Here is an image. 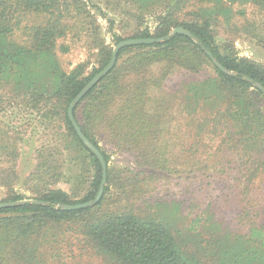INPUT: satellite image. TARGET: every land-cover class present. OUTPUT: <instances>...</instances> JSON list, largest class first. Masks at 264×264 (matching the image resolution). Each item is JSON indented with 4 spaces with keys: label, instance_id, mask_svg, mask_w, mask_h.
Returning a JSON list of instances; mask_svg holds the SVG:
<instances>
[{
    "label": "trees",
    "instance_id": "16d2710c",
    "mask_svg": "<svg viewBox=\"0 0 264 264\" xmlns=\"http://www.w3.org/2000/svg\"><path fill=\"white\" fill-rule=\"evenodd\" d=\"M115 9L136 24L127 38L111 34L114 45L163 38L176 27L197 43L177 34L122 48L112 70L76 105L73 117L101 152L107 179L96 205L64 211V205L92 201L101 183L100 164L78 139L67 108L107 65L113 46L100 37V25L83 0H0V186L7 189L0 203L39 202L0 209V264H51L47 254H52L40 251L41 242L56 237L60 244L67 229L107 264H264V225L251 220L248 232L232 234L210 223L214 234L204 239L179 227L183 218L174 220L179 204L171 209L159 204L166 211L152 216L136 206L164 175L231 173L245 197L264 175V95L244 80L264 87V66L239 58L231 41L216 39L223 25L264 45V0H118ZM145 16L152 26L143 22ZM70 34L85 38L95 51L88 73V62L70 71L61 65L59 54L69 51L62 40ZM206 52L234 75L218 70ZM205 69L213 74L202 81L165 85L168 78ZM10 110L26 116L16 120L17 127L7 119ZM178 115L185 117L178 121ZM175 122L189 126L198 142L207 136L216 140L207 160L200 159L198 147L184 156ZM27 130L41 142L35 167L23 180L25 197L13 186ZM116 153L130 156L134 169L110 166Z\"/></svg>",
    "mask_w": 264,
    "mask_h": 264
},
{
    "label": "rangeland",
    "instance_id": "374dc122",
    "mask_svg": "<svg viewBox=\"0 0 264 264\" xmlns=\"http://www.w3.org/2000/svg\"><path fill=\"white\" fill-rule=\"evenodd\" d=\"M87 5V9L97 19L101 28V38L105 44L115 46L111 41V34H116L122 38L130 36V28L134 27L136 21L130 16L115 9L118 0H113V3H106L104 0H83ZM138 14V11H136ZM133 15L134 9H129V13ZM247 16L250 17V12L247 10ZM259 18L258 20H260ZM109 20L112 21V29L109 28ZM143 22L147 26H152V20L148 16L144 17ZM240 25V22H239ZM132 30V29H131ZM233 28L219 25L216 29L217 42L229 40L233 43L236 53L239 58L249 59L264 66V45H259L256 41L246 35L245 31L241 33L233 32ZM62 43L68 46L69 51L66 54H59V60L62 67L66 71L72 70L77 64L88 62L86 64V72L95 67L94 59L91 54L95 51L88 50V43L85 38H78L70 34L62 40ZM112 47V48H113ZM213 73L210 69H205L198 74L181 73L174 78H168L165 83L169 89L175 86H181L184 82L202 81ZM8 118L12 121V126L17 127L16 120L22 122L26 116L17 114L10 110ZM185 117V116H183ZM182 116H177L176 120L183 119ZM178 120V121H179ZM172 129L176 131L179 148L186 150L184 156H189L198 147L200 151V159L207 160L208 154H211L216 148V140L212 137H204L200 142L196 141L189 133V126L182 127L181 122L172 124ZM24 141L21 144L19 157L16 163V175L19 182L13 186V191L29 196L23 191V180L33 171L36 160L34 151L38 147V135L27 130ZM39 142H38V141ZM198 142V143H197ZM100 147L107 153L111 152V148L100 144ZM182 147V148H181ZM189 150V151H188ZM132 159L127 154H112L110 166H129ZM184 169H187L184 167ZM231 173H212L211 169L205 175L192 173L187 175L166 176L164 175L159 180L155 181L154 189L147 191L145 197L136 203L144 211H138L143 215L152 216L155 212L166 211L159 204L167 203L179 204V213L175 212L174 220L182 217L183 220L179 227L190 229V232L198 233L204 239H209L214 234L210 229V223H215L221 231L229 233L245 234L248 232V227L251 223L256 222L259 225H264V175L256 180L245 197L242 193V186L237 185L232 180ZM64 188L63 185H61ZM66 189V188H64ZM116 190L112 188V194ZM7 196V189L0 186V200ZM154 212V213H153ZM251 215V216H250ZM210 217V222H206V218ZM197 220V221H195ZM202 220V221H201ZM181 221V220H180ZM254 221V222H253ZM55 233V232H52ZM64 242L57 244L56 237L44 238L41 242L40 251L50 250L52 257L47 254V260H51V264H107L101 257L94 256L78 240L77 234L71 229H67L62 235Z\"/></svg>",
    "mask_w": 264,
    "mask_h": 264
},
{
    "label": "water",
    "instance_id": "95a60500",
    "mask_svg": "<svg viewBox=\"0 0 264 264\" xmlns=\"http://www.w3.org/2000/svg\"><path fill=\"white\" fill-rule=\"evenodd\" d=\"M184 35L188 38L193 39V37L191 36V34L184 30L182 27H176L174 28L169 34H167L165 37L163 38H158V39H153V38H144V39H127V40H123L119 43H117L113 49H112V54H111V58L109 60V62L107 63V65L100 70L88 83L87 85L79 92V94L70 102L68 108H67V116L68 119L78 137V139L81 141V143L85 146V148L87 150H89V152L95 156V158L98 160L101 170H102V178H101V183L98 189V192L95 196V198L92 201L89 202H85V203H81V204H76V205H64L62 206V210L64 211H75V210H81V209H85V208H89L92 207L94 205H96L100 198L102 197L103 191H104V187L106 185V179H107V175H106V170H107V164L101 154V152L84 136V134L81 132V129L79 128L78 124L76 123L74 117H73V110L76 107V105L81 101V99L103 78L105 77L114 67L115 62H116V58H117V54L118 52L125 47H130V46H135V45H150L153 43H160L162 42L164 39H168L169 37L175 36V35ZM196 43L197 40L193 39ZM206 54L211 58L214 66L220 70L223 74H227V75H234L232 72L228 71L227 69H225L224 67H222L217 61H215L211 54L209 52H206ZM245 81H247L248 83L252 84L253 87L258 90L259 92H261L264 95V87L261 86L259 83H253L251 81V79L248 78H244ZM25 203H33V204H39V202H34V201H27L24 200L22 202H9V203H0V209L3 208H10V207H15L17 205H22Z\"/></svg>",
    "mask_w": 264,
    "mask_h": 264
}]
</instances>
